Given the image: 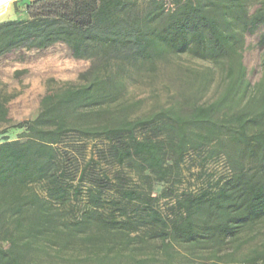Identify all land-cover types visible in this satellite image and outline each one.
Instances as JSON below:
<instances>
[{
    "label": "trees",
    "instance_id": "16d2710c",
    "mask_svg": "<svg viewBox=\"0 0 264 264\" xmlns=\"http://www.w3.org/2000/svg\"><path fill=\"white\" fill-rule=\"evenodd\" d=\"M258 32L264 49V0H36L1 24L0 60L61 44L91 65L79 83L48 88L23 123L0 81V264H145L137 252L156 244L168 259L179 247L208 264H264V249L239 254L264 225V74L251 86L237 61ZM181 55L222 71L219 96L146 110L150 93L132 84ZM192 157L227 173L179 191ZM157 183L168 185L159 196ZM44 235L80 256L52 255Z\"/></svg>",
    "mask_w": 264,
    "mask_h": 264
},
{
    "label": "rangeland",
    "instance_id": "374dc122",
    "mask_svg": "<svg viewBox=\"0 0 264 264\" xmlns=\"http://www.w3.org/2000/svg\"><path fill=\"white\" fill-rule=\"evenodd\" d=\"M21 0H13L8 8L12 20L18 18V12L25 17V6L18 5ZM7 8V9H8ZM6 11V10H5ZM6 23V22H3ZM0 22V25L3 24ZM258 34L246 35L240 46L238 63L246 73V81L256 85L264 74V49L257 46ZM90 62L75 60L64 45H56L43 51H20L0 60V81L8 86V91L16 98L9 104L10 118L13 124L34 119L40 108V101L48 88H57L66 83H79V77L90 68ZM222 71L210 63L195 59L189 55L170 57L159 64L152 81L146 86L132 84L131 91L136 97L147 98L144 108L167 105L176 99L187 98L192 103L208 104L214 101L222 91ZM153 88L154 90H150ZM151 93L153 96H151ZM20 131L10 129L8 137L16 140ZM0 133V142L2 141ZM91 147V144L88 145ZM88 148V149H89ZM192 157L187 159L183 168V178L177 185L179 191L192 190L208 186L217 178L226 175L227 170L222 161H211L203 170ZM116 168H111V172ZM168 185L155 184L153 194L159 196ZM169 200H162V210L166 212ZM239 254H248L255 249H264V225L255 229L253 234L244 237ZM41 243L52 255L63 259H76L79 250L67 248L59 240L48 235L41 237ZM1 244V243H0ZM230 250L228 253H230ZM138 258L146 259L145 264H208L207 257L192 256L186 250L175 247L173 258L168 259L159 245L145 246L139 250ZM126 264H133L129 261Z\"/></svg>",
    "mask_w": 264,
    "mask_h": 264
},
{
    "label": "crops",
    "instance_id": "0c3cea01",
    "mask_svg": "<svg viewBox=\"0 0 264 264\" xmlns=\"http://www.w3.org/2000/svg\"><path fill=\"white\" fill-rule=\"evenodd\" d=\"M0 1H1L0 2V22L3 23V22L11 21L12 18H11V16L9 14H10V12H14L15 13V9H14V7L8 8V6L10 5V3L13 0H0ZM34 1H36V0H21L18 5L26 6V5L34 2Z\"/></svg>",
    "mask_w": 264,
    "mask_h": 264
},
{
    "label": "built area",
    "instance_id": "2783aa9c",
    "mask_svg": "<svg viewBox=\"0 0 264 264\" xmlns=\"http://www.w3.org/2000/svg\"><path fill=\"white\" fill-rule=\"evenodd\" d=\"M1 2V1H0Z\"/></svg>",
    "mask_w": 264,
    "mask_h": 264
}]
</instances>
